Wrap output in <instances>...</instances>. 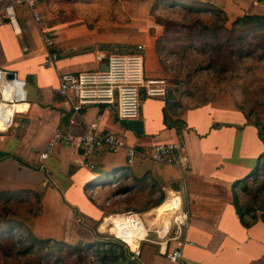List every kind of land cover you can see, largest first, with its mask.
I'll return each mask as SVG.
<instances>
[{
	"label": "crops",
	"instance_id": "1",
	"mask_svg": "<svg viewBox=\"0 0 264 264\" xmlns=\"http://www.w3.org/2000/svg\"><path fill=\"white\" fill-rule=\"evenodd\" d=\"M17 1L0 0V86L9 87V74L22 82L18 100L8 101L12 90L8 95L0 91V193L21 192L31 213L22 220L32 234L61 242L70 240L57 236L74 237L94 245L95 236L109 234L100 226L109 230L115 216L136 213L150 225L155 209L158 218L169 212L163 203L174 195L188 213L180 261L167 260L156 245L142 244L135 264H264V211L248 215L239 209L245 200L242 182L251 181L263 162L264 144L229 94L220 93L198 107L167 96L142 98L137 119L142 134L137 135L117 118L115 106L83 107L74 115L56 93L61 74L105 70L108 55L132 53L137 45L145 47L146 75L166 78L155 49L161 28L148 16L151 4L161 0H115L110 10L119 13L122 23L102 15L90 20L92 15L59 17V0L40 1L42 21L37 23ZM178 1L223 13L227 27L245 15L264 17L261 0ZM10 5L14 25L3 14ZM42 29L53 39L49 50L41 40ZM48 51L57 60L45 67ZM167 118L175 127L166 126ZM90 124L95 132L118 135L129 146L175 143L189 167L182 171L151 160L127 165L123 152L102 147L87 153L82 145L66 143L39 159L56 133L81 136ZM173 247L170 243L168 249Z\"/></svg>",
	"mask_w": 264,
	"mask_h": 264
},
{
	"label": "built area",
	"instance_id": "2",
	"mask_svg": "<svg viewBox=\"0 0 264 264\" xmlns=\"http://www.w3.org/2000/svg\"><path fill=\"white\" fill-rule=\"evenodd\" d=\"M40 1L18 0L16 3L25 4L35 21L40 23L42 17L37 11ZM261 1L264 4V0ZM3 14L14 25L15 17L11 5L3 8ZM0 24H2L1 19ZM40 37L45 48L49 50L53 45L49 32L42 29ZM144 50V45H137L132 53L108 55L105 70L61 74L56 88L57 95L68 101L74 115L83 107L115 106L116 115L120 121L137 120L142 98L164 99L167 96L166 80L146 75ZM56 60V54L48 51L44 57L43 66L52 65ZM9 83H13L16 87L12 99L18 100L22 94V82L13 79ZM17 94L18 99L15 98ZM74 122L75 119L72 117L70 124ZM95 128V124L88 125L86 132L81 136L56 133L39 154V159L44 161L56 145L66 143L82 145L87 153L102 147L113 154L123 152L127 165H132L136 160H151L182 171H186L189 167L187 155L175 143H149L144 147L129 146L122 137L113 133H97ZM175 204L172 209L173 215L168 219L166 228L157 229L152 223L149 225L143 221L138 214L127 212L110 220L109 235L128 248L130 260L135 261L140 256L142 244H153L158 246V253L167 260L179 262L181 249L186 243L183 230L188 223V213L181 205L179 198H175ZM118 217H124L122 223H115ZM170 243H173L174 247L168 249Z\"/></svg>",
	"mask_w": 264,
	"mask_h": 264
},
{
	"label": "rangeland",
	"instance_id": "3",
	"mask_svg": "<svg viewBox=\"0 0 264 264\" xmlns=\"http://www.w3.org/2000/svg\"><path fill=\"white\" fill-rule=\"evenodd\" d=\"M115 0H59V17L67 16H80L88 12L92 16L91 18H96L95 16H105V18L110 22L122 23L123 20L119 13L110 10V6L114 4ZM106 4V8H103ZM105 7V6H104ZM153 3L150 6L148 16L151 17V21L157 24L156 20L160 19L162 22L167 23L171 27V37L170 39L174 43L169 44V50L173 51L175 56H173V61L168 59L167 65H172L170 71L166 70V84H167V97L172 100L178 101L180 99H185L186 105L198 106L200 104L213 102L216 96L220 93L229 94L236 107H238L241 112L247 114L250 120H258L264 125V62L259 63L256 61H246L244 62L248 69H243L232 72H226L223 76H220L217 71H215L216 64H221L222 60L214 59L216 54L223 53L221 50L212 51L213 46L218 45L223 42L224 39L229 36L225 33L221 26L224 25L226 29H231V26H225L223 24L221 16L217 15L215 12L204 10V11H187L181 8H168L163 13L152 14ZM95 8V9H94ZM79 10V11H78ZM101 10L100 12H98ZM84 19V18H83ZM98 19V18H96ZM103 19V18H102ZM85 20V19H84ZM86 20V21H88ZM129 17L125 23H128ZM159 25V24H158ZM166 25V26H167ZM161 28V37L165 35L163 26L159 25ZM165 27V25H164ZM152 29V28H150ZM147 29V33L154 36L153 32ZM207 37L210 41L208 45L204 46V52L200 53L202 47L203 39ZM251 39V37H249ZM196 45L194 48H189L187 51L180 53V45L182 43H189L195 41ZM254 39L253 41H255ZM264 40V39H262ZM257 43L264 46V42L257 40ZM231 49L234 50L238 48L237 45L229 44ZM176 46V47H175ZM212 47V48H211ZM257 55L260 54V50L257 49ZM244 60H249V58L244 57ZM231 61V60H230ZM166 97V98H167ZM207 101V102H205ZM12 210L22 211L23 205L19 203H10L9 206ZM14 217L15 220H22V212H20ZM109 233L105 225L100 226V231H105ZM36 239H47L48 237L34 236ZM61 240H53L51 242H59L63 245V252L58 250L55 252V256H59L60 259L56 261L55 256H47L49 251H45L42 258L39 259L34 253L28 255H18L20 251L24 248L16 247L13 251H7V249L13 244L12 241L3 244V250L0 248V264H104L101 258L96 255L93 250L94 245L88 244L89 249L86 250L82 256L74 253H69L72 247H76L80 242H75L74 237H59ZM96 240L106 241L113 240L117 245L121 246L123 252L127 254L130 258V251L125 248L119 241L112 238L109 234L97 235ZM12 248V247H11ZM130 260V259H129ZM135 264L134 260H130Z\"/></svg>",
	"mask_w": 264,
	"mask_h": 264
},
{
	"label": "trees",
	"instance_id": "4",
	"mask_svg": "<svg viewBox=\"0 0 264 264\" xmlns=\"http://www.w3.org/2000/svg\"><path fill=\"white\" fill-rule=\"evenodd\" d=\"M178 0H161L156 2L152 7V14L163 13L168 8H176V5H179L178 8L185 9L187 11H206V7H203L200 4H179ZM79 11V10H78ZM99 10L98 12H100ZM217 15L221 16L223 24L226 23V16L221 12H215ZM86 17L90 16L88 12L84 14ZM83 15V16H84ZM99 16V15H98ZM89 18V17H88ZM157 24L163 26L165 35L159 37L155 43L156 53L159 59L161 66L170 71L172 65L168 64V59L173 61V56L175 54L173 51L169 50V44L174 43L171 37V27L167 23L162 22L160 19L156 20ZM165 25V27H164ZM167 25V26H166ZM221 29L231 37H227L223 42H220L218 45L213 46L212 51L221 50L223 53L216 54L217 57L214 59L222 60L221 64H216V70L220 76H223L224 73L232 72L238 70L248 69L249 67L244 64L246 61H256L259 63L264 62V46H261L260 43H257V40L263 41L264 39V17L257 15H245L243 17L237 18L231 25V29H226L221 26ZM251 37V39L249 38ZM256 39L255 41H253ZM197 40L191 41L189 43H182L179 47L180 53L187 51L189 48H194ZM209 40L205 37L202 41V47L200 53L204 52V46L209 44ZM229 44L237 45L238 48L234 50L231 49ZM176 47V46H175ZM260 50V56H256V52ZM247 57L249 60H244L243 58ZM231 60V61H230ZM175 61L172 62V64ZM248 68H247V67ZM182 99L178 103H182ZM207 102V101H205ZM200 104L198 106H202ZM197 105L195 107H198ZM247 120L257 128L260 139L264 144V125L261 124L258 120H250V117L245 114ZM173 121L168 118L165 119V124L168 128L175 127ZM179 124V123H178ZM177 126V125H176ZM181 126V125H180ZM263 162L259 167L255 169L254 174L252 175V180H244L242 182V190L244 191L245 200L242 201V205L239 208L241 212L245 214H254L257 211H264V154L262 155ZM261 177L258 178V175ZM21 192L13 194L7 192L0 193V248L3 250V244L12 241V245L7 249V251H13V249L18 245L19 247L24 248L23 251L17 253L18 255H28L34 253L39 259L42 258V255L45 251H49L47 256H55V252H63V244L59 242H51V239H36L32 234L28 226L20 220H15L14 217L20 212L23 215L31 214L30 205L25 202V200L20 196ZM163 199L161 195L157 204H159ZM19 203L23 205L22 211H14L9 206L10 203ZM236 204L237 201H236ZM35 214V213H33ZM254 219V217H252ZM98 241L94 244L93 250L96 255L101 258L102 263L104 264H134L129 260V256L123 252L121 246L117 245L113 240ZM12 247V248H11ZM89 249V245L83 243L77 244L76 247H72L69 253H74L79 256H82L83 253ZM56 261L60 259L57 255L55 256Z\"/></svg>",
	"mask_w": 264,
	"mask_h": 264
},
{
	"label": "bare ground",
	"instance_id": "5",
	"mask_svg": "<svg viewBox=\"0 0 264 264\" xmlns=\"http://www.w3.org/2000/svg\"><path fill=\"white\" fill-rule=\"evenodd\" d=\"M15 24V23H14ZM6 85H8V84H6ZM9 87H6V86H0V91H2L3 90V94L4 95H8V94H10V90H12V92H11V94H10V99L8 100V101H12L13 99V97H14V95H13V92L14 91H16V87L14 86V84L13 83H11L10 85H8ZM5 97H7V96H5ZM16 99H18L19 98V96H18V94L16 95V97H15ZM175 198H174V195L169 199V201L168 202H164L163 203V207L165 208V209H168L169 210V212L168 213H166V214H164L162 217H160V218H158L157 217V214L159 213V211H158V209H155L153 212H152V224H153V226L155 227V228H157V229H161L164 225H163V222L165 223V222H168V219L173 215V208L175 207ZM124 220V217H118V218H116V220H115V223H117V224H119L120 222L122 223V221ZM129 241V240H128ZM133 245V244H132Z\"/></svg>",
	"mask_w": 264,
	"mask_h": 264
},
{
	"label": "water",
	"instance_id": "6",
	"mask_svg": "<svg viewBox=\"0 0 264 264\" xmlns=\"http://www.w3.org/2000/svg\"><path fill=\"white\" fill-rule=\"evenodd\" d=\"M0 73L3 74L2 72ZM7 78L9 80H13L14 76L12 74H9ZM128 125L137 135L142 134V123L140 121H137V120L128 121ZM167 224L168 222H165V223L163 222V225H164L163 227L166 228Z\"/></svg>",
	"mask_w": 264,
	"mask_h": 264
}]
</instances>
